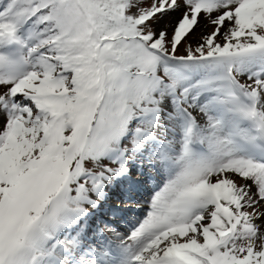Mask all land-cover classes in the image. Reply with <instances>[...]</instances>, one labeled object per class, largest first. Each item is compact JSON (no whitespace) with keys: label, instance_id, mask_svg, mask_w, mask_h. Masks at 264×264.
Masks as SVG:
<instances>
[{"label":"snow or ice","instance_id":"1","mask_svg":"<svg viewBox=\"0 0 264 264\" xmlns=\"http://www.w3.org/2000/svg\"><path fill=\"white\" fill-rule=\"evenodd\" d=\"M0 264H264V0H0Z\"/></svg>","mask_w":264,"mask_h":264}]
</instances>
